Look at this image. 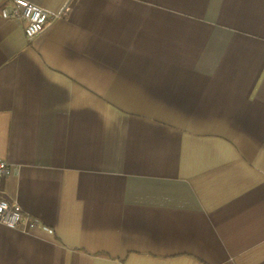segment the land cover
I'll list each match as a JSON object with an SVG mask.
<instances>
[{
	"label": "crops",
	"instance_id": "0c3cea01",
	"mask_svg": "<svg viewBox=\"0 0 264 264\" xmlns=\"http://www.w3.org/2000/svg\"><path fill=\"white\" fill-rule=\"evenodd\" d=\"M0 159V264H264V0L0 18Z\"/></svg>",
	"mask_w": 264,
	"mask_h": 264
},
{
	"label": "built area",
	"instance_id": "2783aa9c",
	"mask_svg": "<svg viewBox=\"0 0 264 264\" xmlns=\"http://www.w3.org/2000/svg\"><path fill=\"white\" fill-rule=\"evenodd\" d=\"M75 0H64L62 8L56 14H48L43 8L26 0H9L0 8V18L23 23V32L28 40L39 35L46 24L52 20L66 17L72 9ZM10 164L0 159V224L16 227L22 217L20 208L3 199L2 180L9 174ZM36 226L34 220L28 222V227Z\"/></svg>",
	"mask_w": 264,
	"mask_h": 264
}]
</instances>
